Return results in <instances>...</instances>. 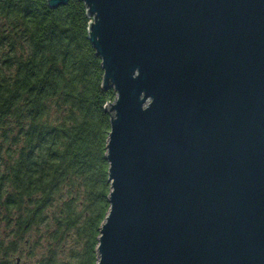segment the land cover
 <instances>
[{"label": "water", "instance_id": "1", "mask_svg": "<svg viewBox=\"0 0 264 264\" xmlns=\"http://www.w3.org/2000/svg\"><path fill=\"white\" fill-rule=\"evenodd\" d=\"M82 1L116 94L97 264H264V0Z\"/></svg>", "mask_w": 264, "mask_h": 264}, {"label": "trees", "instance_id": "2", "mask_svg": "<svg viewBox=\"0 0 264 264\" xmlns=\"http://www.w3.org/2000/svg\"><path fill=\"white\" fill-rule=\"evenodd\" d=\"M91 20L82 0H0V264H97L116 94Z\"/></svg>", "mask_w": 264, "mask_h": 264}]
</instances>
